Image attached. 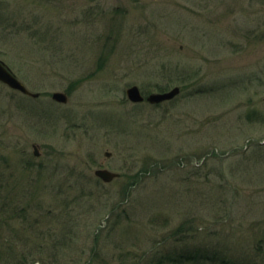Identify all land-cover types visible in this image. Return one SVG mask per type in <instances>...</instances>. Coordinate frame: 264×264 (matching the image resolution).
Listing matches in <instances>:
<instances>
[{
    "label": "rangeland",
    "instance_id": "obj_1",
    "mask_svg": "<svg viewBox=\"0 0 264 264\" xmlns=\"http://www.w3.org/2000/svg\"><path fill=\"white\" fill-rule=\"evenodd\" d=\"M0 60V264H264V0H0Z\"/></svg>",
    "mask_w": 264,
    "mask_h": 264
},
{
    "label": "water",
    "instance_id": "obj_2",
    "mask_svg": "<svg viewBox=\"0 0 264 264\" xmlns=\"http://www.w3.org/2000/svg\"><path fill=\"white\" fill-rule=\"evenodd\" d=\"M0 82L7 85L9 88L22 93L25 96L32 98H39L41 95L39 93L31 92L25 84H23L11 71V69L2 61H0ZM180 88H175L174 90L166 93H160L155 95H150L147 101L152 105H159L167 101H171L180 94ZM128 99L135 104L143 103L146 99L141 93L139 87L134 86L127 91ZM53 100L60 104H67L69 102L68 95L66 93H55L53 95ZM33 149L35 151V156L40 157V149L38 145H34ZM107 157H111V153H106ZM96 176L102 179L105 183H112L114 180L121 177L120 174L111 172L109 170H98Z\"/></svg>",
    "mask_w": 264,
    "mask_h": 264
},
{
    "label": "trees",
    "instance_id": "obj_3",
    "mask_svg": "<svg viewBox=\"0 0 264 264\" xmlns=\"http://www.w3.org/2000/svg\"><path fill=\"white\" fill-rule=\"evenodd\" d=\"M137 177H133V178H137ZM123 201L124 199L121 200L120 203ZM180 232L174 233V237L178 239L179 236L181 235ZM263 242L264 240L262 241V243ZM262 251L263 249L261 248L258 249V252H262ZM133 261H134L133 264H241L239 262L233 261L230 258L225 257L219 250H213L208 246L207 247L194 246L188 251L180 254L157 253L152 256H148V255L146 256L145 254L143 259L139 258V255L138 256L135 255Z\"/></svg>",
    "mask_w": 264,
    "mask_h": 264
}]
</instances>
